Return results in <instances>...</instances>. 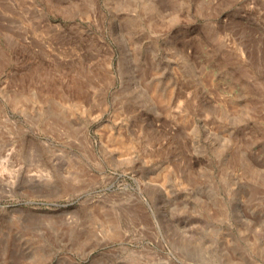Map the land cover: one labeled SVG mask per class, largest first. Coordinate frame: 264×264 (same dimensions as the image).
Segmentation results:
<instances>
[{
    "label": "rangeland",
    "instance_id": "1",
    "mask_svg": "<svg viewBox=\"0 0 264 264\" xmlns=\"http://www.w3.org/2000/svg\"><path fill=\"white\" fill-rule=\"evenodd\" d=\"M0 264H264V0H0Z\"/></svg>",
    "mask_w": 264,
    "mask_h": 264
},
{
    "label": "bare ground",
    "instance_id": "2",
    "mask_svg": "<svg viewBox=\"0 0 264 264\" xmlns=\"http://www.w3.org/2000/svg\"><path fill=\"white\" fill-rule=\"evenodd\" d=\"M125 144V143H124ZM127 144V143H126Z\"/></svg>",
    "mask_w": 264,
    "mask_h": 264
}]
</instances>
